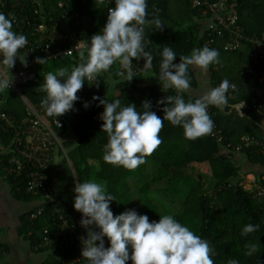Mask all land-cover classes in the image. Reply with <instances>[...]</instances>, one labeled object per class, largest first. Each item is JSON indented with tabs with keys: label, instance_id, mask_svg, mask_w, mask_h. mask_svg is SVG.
Listing matches in <instances>:
<instances>
[{
	"label": "trees",
	"instance_id": "trees-1",
	"mask_svg": "<svg viewBox=\"0 0 264 264\" xmlns=\"http://www.w3.org/2000/svg\"><path fill=\"white\" fill-rule=\"evenodd\" d=\"M3 1L0 0V3ZM6 1L8 6L10 3L12 13L33 16L32 0ZM61 2L65 4L60 6ZM40 3L43 6L42 13L46 15L50 13L54 20L64 13L73 19L74 14L78 13L76 31L85 41H90L92 35L102 32L107 18L106 2L101 3L100 0H40ZM237 3L239 24L252 35L264 36V0H237ZM184 4L186 8L200 16L197 10L191 8L190 0ZM147 5L149 21L154 18L153 13L161 20L168 16V0H147ZM73 21L76 19L74 18ZM184 23L182 18L175 30L160 43L155 42V39L153 42L145 41L147 50L154 58L150 77L144 78L143 74L138 73L131 81L126 82L120 76L119 62H117L108 73L103 74L98 86H89L85 83L77 92L81 101L74 102L73 110L58 117L63 122V127L55 128L73 169L66 158L58 152L54 168L48 175L49 184L57 192L65 193V197L60 196L61 204L71 211L74 210V185L86 180L95 181L103 184L116 198L110 202L114 215L127 209H134L138 214L147 215L150 221H158L159 216L165 214L174 215L180 223L209 242L213 248L214 264H227L229 259H237L239 264H264V207L241 185L239 168L231 159L224 157L222 147L215 141L207 136L188 140L181 127L172 126L165 119L164 127L160 132L163 143L147 156L146 162L137 169L127 170L103 159L108 137L101 129L103 121L99 117L104 107L93 97L99 96L109 102L120 99L122 105L132 103L136 105L138 111H142L140 109L142 103L148 101L151 104L150 111L162 118L166 104L159 101L166 95H175L173 90L169 89L165 93L159 87L157 75L163 47L172 48L177 54L173 62L179 63V56L190 55L194 48H201L206 38V31L199 36V25L193 24L187 28L183 27ZM217 50L237 59L234 70L238 79L231 78L228 81L238 83L241 89L235 94L231 103L249 102L251 95L246 90L245 84L246 86L248 83L255 84V78L250 71L243 68L241 63L247 60L249 46L244 44L239 50L229 53L223 52L219 47ZM81 63L78 56H62L56 60L45 61L36 68L35 78L24 86L25 95L47 119L52 120L53 117L49 116L41 106L46 94L40 91L46 73L55 72L60 67L71 69ZM189 76L190 89L196 88L197 76L191 68ZM220 82V79H217L214 87ZM184 98L189 99L188 92L184 94ZM15 99L18 100L15 95L9 97L6 111L21 120L25 117L24 107L22 104L16 105ZM85 103L88 107L84 106ZM209 111L211 119L221 129L224 140L232 146L237 145L243 136H259L256 122L261 116L251 109H246V117L239 116L235 111L226 113L223 108L214 106H210ZM68 133L73 134V139L67 140ZM0 140L6 150L11 135L0 134ZM242 153H245L250 161L264 164V154L258 152L256 148ZM7 158L6 151H0V176L7 182L12 196L17 200L37 203L19 218L18 231L28 240L34 252L46 253L47 257L43 264H56V261L62 257L72 256L73 246L67 234H61L51 249L35 250V246L40 244L44 236V231L52 230L54 217L50 208H47L35 219L29 220V216L43 204L42 199L25 193L28 180L26 172L20 176L6 175ZM204 164L209 166V174L197 169L198 165ZM245 174L244 172L242 176ZM258 181L264 186L261 177H258ZM250 223L260 225L259 231L242 237L240 235L242 227ZM104 239L107 247V238ZM246 243L256 244L259 251L252 257H246L244 255ZM79 264H87V261L83 258Z\"/></svg>",
	"mask_w": 264,
	"mask_h": 264
},
{
	"label": "clouds",
	"instance_id": "clouds-1",
	"mask_svg": "<svg viewBox=\"0 0 264 264\" xmlns=\"http://www.w3.org/2000/svg\"><path fill=\"white\" fill-rule=\"evenodd\" d=\"M114 5L109 9L102 32L92 35L90 41L79 40L75 45L80 50L82 63L71 69L60 67L44 77L40 91L46 95L41 106L56 119L58 126L57 118L73 110L74 102L78 100L77 92L85 83L98 86L103 74L117 62L122 68L120 76L126 82L136 77L133 59L143 58V67L152 68L154 58L146 48L145 26L154 25L152 29L160 30L165 25L155 13L151 21L147 19V0H114ZM14 19L0 12V64L8 72L17 59L27 65L26 53L21 54L20 50L28 45V38L14 31ZM161 55L157 76L163 92L174 89L177 93L159 101L166 104L162 118L150 111L148 101H144L142 111H138L136 105H122L120 99L109 102L99 96L93 97L104 107L99 117L103 121L101 129L108 137L103 159L110 164L127 170H135L144 164L145 158L163 143L160 132L165 119L172 126L181 127L188 140L213 134L214 121L209 107L225 109L229 104L228 93L235 85L227 79L216 87L207 88L199 98H184L191 88L190 67L207 73L210 65L219 63L218 50L206 45L194 48L190 55L179 56V63L173 62L177 54L170 47H163ZM37 62L41 64L42 59L38 58ZM11 80L0 76V93L9 90ZM84 106L88 107V104ZM242 107L243 104L240 109ZM73 191V207L82 214L80 224L87 230V238H80L81 257L87 264H126L129 260L132 264H214L209 242L180 223L174 215L159 216L158 221H150L147 215L138 214L134 209L114 215L110 202L116 198L103 184L92 180L77 182ZM259 229L258 224H246L240 235L246 237ZM104 238H107V247ZM244 247L246 257L259 251L254 243H246ZM227 264H239V261L229 259Z\"/></svg>",
	"mask_w": 264,
	"mask_h": 264
},
{
	"label": "built area",
	"instance_id": "built-area-1",
	"mask_svg": "<svg viewBox=\"0 0 264 264\" xmlns=\"http://www.w3.org/2000/svg\"><path fill=\"white\" fill-rule=\"evenodd\" d=\"M32 1L34 3L32 17L21 13H12L9 7L10 3L8 6L6 0L0 3V12L9 19L15 18L13 20L14 31L24 34L28 38V45L20 50L21 54L26 53V66L17 59L15 66L8 72L0 64V76L12 79L9 90L0 93V134L11 135V141L5 150L8 157L6 159V175L20 176L26 172L28 180L25 193L42 199L43 204L29 216L30 221L47 208H50L54 217L52 230L44 231V236L40 244L35 246V250L51 249L61 234H67L72 242L73 255L62 257L56 261V264H79L83 260L80 238H87V230L80 224L82 214L75 209L71 211L65 209L61 204L62 198H60V196L65 197V193L57 192L48 180L58 152L66 158L71 167L70 160L55 132V128L63 127V122L57 118L58 126L54 117L52 120L47 119L24 93V86L35 78L36 68L45 61L56 60L62 56H78L80 58V50L75 46L79 40H82L76 31L78 13L74 14L76 21H73L74 18L72 19L67 13L54 20L50 13L48 15L42 13L43 6L40 0ZM105 2L108 15L109 9L115 6L114 0L111 2L105 0ZM190 6L199 12L201 18L209 19L202 47L206 45L216 50L219 47L223 52L229 53L239 50L244 44L249 46L247 61L243 66L255 78L250 101L231 103L239 91L238 86L234 84L235 88L230 89L228 93V106L231 111H235L242 117L247 115L246 109H251L264 118V36L252 35L239 24L237 0H190ZM38 58L42 59L41 64L37 62ZM133 65L135 74L143 73V65L137 63H133ZM121 71L122 68L119 64V73ZM159 87L162 88L160 83ZM171 90L175 95L177 94L174 89ZM11 95L17 96L23 103L25 117L21 120L6 111L7 101ZM77 101L80 102L81 98H78ZM241 104L243 107L240 109ZM207 137L222 147V154L227 159H232L234 155L250 151L252 148H256L258 152L264 154V141L261 138L246 135L237 145L232 146L224 140L221 129L215 123L213 134L207 135ZM72 174L74 175V173ZM243 187L255 201L264 207L263 185ZM73 195L75 196L74 192ZM126 264H132L131 260Z\"/></svg>",
	"mask_w": 264,
	"mask_h": 264
},
{
	"label": "crops",
	"instance_id": "crops-1",
	"mask_svg": "<svg viewBox=\"0 0 264 264\" xmlns=\"http://www.w3.org/2000/svg\"><path fill=\"white\" fill-rule=\"evenodd\" d=\"M188 1L189 0H168V16L162 20L160 19L165 26H162V29L157 30L152 29L154 25H146V39L151 40L152 42L154 41L153 39H155V42L160 43L163 38L175 30L178 23L182 21V18L185 22L183 27L188 28L193 24L199 25V36L203 35V33H205L207 30L209 19L201 18L199 15L195 14V12H192L189 10V8H186L184 3ZM64 4V2H61L60 6H63ZM186 9L187 12H185ZM218 51L220 52V50ZM221 55H225L224 58L227 59L229 63L226 64L227 61L223 62L221 58L218 64L209 66L207 73H205V71L202 69L190 67L197 76L198 84L196 88L189 89V98H199L207 90V88L214 87V83L217 79H220V81L225 79L229 80L231 78L238 79L234 70V68L237 66V59L220 52L219 57ZM230 61L233 62L231 65ZM246 61L241 62L242 66ZM132 62L144 65L143 58L140 60L133 59ZM142 68V74L144 78L148 76L150 77V69H145L144 67ZM239 78L241 79V77ZM242 81L245 83L244 78H242ZM232 84L238 86L240 91L241 87L238 83L233 82ZM253 86V83H248L247 86L245 84V88L248 90L249 95H251ZM224 111L229 113L231 110L229 109L226 111L224 109ZM256 124L258 129L257 133L259 135L258 137L264 141V118L261 117L256 122ZM72 137L73 134L71 133H68L66 136L67 140L73 139ZM0 151H5L4 143L1 140ZM231 160L233 164L240 170L242 177L241 185L251 187L259 184L258 177H261V180H264V164L250 161L245 153L236 154ZM244 172L246 174L245 176H242ZM36 204V202H26L23 200H17L15 197H13L7 182L0 176V264H43L45 261L47 257L46 253L34 252L28 240H26L24 236L18 231L20 226L19 218L31 208L36 206Z\"/></svg>",
	"mask_w": 264,
	"mask_h": 264
},
{
	"label": "rangeland",
	"instance_id": "rangeland-1",
	"mask_svg": "<svg viewBox=\"0 0 264 264\" xmlns=\"http://www.w3.org/2000/svg\"><path fill=\"white\" fill-rule=\"evenodd\" d=\"M225 57V55H221L220 57H219V60L222 58V60H223V62H226V64H228L229 63V61L227 60V59H225L224 58ZM233 62L232 61H230V65L232 64ZM229 65V66H230ZM147 72H149V71H147ZM26 97V96H25ZM15 104L16 105H20V104H22L23 105V103H22V101H20V99L18 98V100L17 99H15ZM71 167H72V165H71ZM73 169V168H72ZM197 169L198 170H200L201 172H203V173H205V174H209V166L207 165V164H204V165H198L197 166ZM159 187H162V185H159ZM247 187V186H246ZM248 188V187H247Z\"/></svg>",
	"mask_w": 264,
	"mask_h": 264
},
{
	"label": "water",
	"instance_id": "water-1",
	"mask_svg": "<svg viewBox=\"0 0 264 264\" xmlns=\"http://www.w3.org/2000/svg\"><path fill=\"white\" fill-rule=\"evenodd\" d=\"M225 110H226V111L229 110V106H228V105L225 106Z\"/></svg>",
	"mask_w": 264,
	"mask_h": 264
}]
</instances>
